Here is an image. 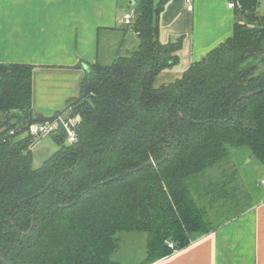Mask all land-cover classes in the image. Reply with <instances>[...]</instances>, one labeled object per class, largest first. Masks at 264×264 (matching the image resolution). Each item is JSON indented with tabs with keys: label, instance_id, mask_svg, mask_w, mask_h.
I'll list each match as a JSON object with an SVG mask.
<instances>
[{
	"label": "trees",
	"instance_id": "obj_1",
	"mask_svg": "<svg viewBox=\"0 0 264 264\" xmlns=\"http://www.w3.org/2000/svg\"><path fill=\"white\" fill-rule=\"evenodd\" d=\"M133 1L138 45L90 63L95 77L52 116L33 108L34 65L0 62V264H125L113 255L121 233L146 234L134 264H151L215 228L192 178L234 148L264 162L257 0H235L233 34L161 85L156 77L180 62L184 35L160 39L167 0ZM62 112L81 115L77 140L67 146L62 129L52 133L60 148L35 167L28 126Z\"/></svg>",
	"mask_w": 264,
	"mask_h": 264
},
{
	"label": "crops",
	"instance_id": "obj_2",
	"mask_svg": "<svg viewBox=\"0 0 264 264\" xmlns=\"http://www.w3.org/2000/svg\"><path fill=\"white\" fill-rule=\"evenodd\" d=\"M121 1L0 0V62L34 65L36 112L52 116L63 109L68 99L78 95L81 81L88 77L85 66L97 61L107 63V54L101 53L103 36L113 43L110 37L120 34L116 56L135 47V31L121 20ZM257 2V11L264 15V0ZM126 3L132 7L134 1ZM228 3L229 0H193L190 9L186 0H167L159 16L160 39L167 42L184 35V43L178 52L180 62L162 70L156 85L182 77L192 62L202 59L233 34L236 9ZM79 62H83L82 66H78ZM233 180L234 177L229 184ZM202 201L205 203V199ZM127 236L139 242L143 259L147 236ZM151 264H264V196L209 234Z\"/></svg>",
	"mask_w": 264,
	"mask_h": 264
},
{
	"label": "rangeland",
	"instance_id": "obj_3",
	"mask_svg": "<svg viewBox=\"0 0 264 264\" xmlns=\"http://www.w3.org/2000/svg\"><path fill=\"white\" fill-rule=\"evenodd\" d=\"M121 4L120 13L123 15L131 7L126 3V0H122ZM125 27L127 26L125 25ZM119 35V33H115L110 37L114 39L113 43H110L111 40L107 41L105 36L101 40V53L107 54V63H111L118 52ZM133 42L136 47L138 40ZM32 145L33 165L35 167L41 166L46 158L60 148L52 134L40 137ZM232 177L234 180L229 184ZM263 180L264 162L252 157L247 147H239L234 148L231 156L222 160L217 166L192 178L191 184L199 203L207 210L206 218L214 227H217L225 220L246 209L252 201L255 202L264 196ZM203 199L207 205L203 203ZM120 235H122L121 244L118 251L113 254L114 257L127 264L140 262L143 253L139 242L127 238L128 234L126 233ZM142 250L145 257L146 250Z\"/></svg>",
	"mask_w": 264,
	"mask_h": 264
},
{
	"label": "built area",
	"instance_id": "obj_4",
	"mask_svg": "<svg viewBox=\"0 0 264 264\" xmlns=\"http://www.w3.org/2000/svg\"><path fill=\"white\" fill-rule=\"evenodd\" d=\"M190 9L193 8V0H186ZM228 6L233 8L241 6L239 1L229 0ZM135 18V8L132 6L130 10L124 12L121 20L122 22L130 25ZM71 110V107L69 108ZM82 122V117L79 113L72 114L70 112H62L56 114L53 118L46 119L44 121H36L30 123L28 126V134L33 137L32 144L35 143L40 137L52 134L60 129H62L66 135V139L71 142H75L78 137V129ZM16 130L13 129L9 133L15 134ZM0 140H2V135H0ZM264 182V180H263ZM169 246L174 248V243L169 242Z\"/></svg>",
	"mask_w": 264,
	"mask_h": 264
},
{
	"label": "water",
	"instance_id": "obj_5",
	"mask_svg": "<svg viewBox=\"0 0 264 264\" xmlns=\"http://www.w3.org/2000/svg\"><path fill=\"white\" fill-rule=\"evenodd\" d=\"M205 58H206V57L204 56L203 59H205ZM85 69H86V71H87V73H88V77H89V79H93V78L95 77V72H94V70H93L90 66H88V65L85 66ZM255 92H258V91H255ZM252 94H254V92L244 94V95L240 96V97L238 98V100H240V99H242V98H244V97L250 96V95H252ZM236 102H237V100L234 101V103H236ZM65 144H66L67 146H69V145H71V142H70L69 140L66 139V140H65ZM42 192H43V191H42ZM74 202H75V201L71 202L70 204H73Z\"/></svg>",
	"mask_w": 264,
	"mask_h": 264
}]
</instances>
